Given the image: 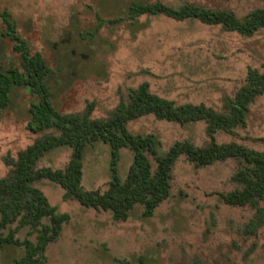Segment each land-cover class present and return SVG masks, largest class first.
Here are the masks:
<instances>
[{
	"label": "rangeland",
	"instance_id": "1",
	"mask_svg": "<svg viewBox=\"0 0 264 264\" xmlns=\"http://www.w3.org/2000/svg\"><path fill=\"white\" fill-rule=\"evenodd\" d=\"M133 1H160L180 8L186 4L233 11L243 19L264 6V0H0V28L7 11L33 52H40L51 68L47 84L55 107L63 114L88 119L108 118L132 89L149 84L152 93L177 105H205L227 109L248 82L249 70L264 72V27L251 36L208 24L198 18L176 20L165 14H128ZM14 43L0 38V65H19ZM25 87H15L11 105L0 110V178L14 168L18 153L56 129L34 133L28 128L30 103ZM136 134H152L167 152L178 141L203 147L210 141L206 121L181 124L142 116L128 125ZM219 144L236 142L264 152V94L250 107L245 125L219 129ZM73 149L62 146L44 154L37 169H65ZM110 147L90 144L83 162L82 186L108 190L111 181ZM153 170L157 161L150 155ZM133 162L129 148L121 150L119 172L125 179ZM236 159L197 166L181 155L173 170L172 190L151 217L136 204L126 220L113 212L81 204L66 196L48 178L34 182L58 213L69 214L59 238L46 249L42 264H264V219L257 208L227 204L223 195L241 188L234 175ZM264 209V203L260 202ZM49 223V218H44ZM18 222L3 230L7 234ZM20 240H37L30 226L16 231ZM23 246L0 249V264L24 254Z\"/></svg>",
	"mask_w": 264,
	"mask_h": 264
},
{
	"label": "trees",
	"instance_id": "2",
	"mask_svg": "<svg viewBox=\"0 0 264 264\" xmlns=\"http://www.w3.org/2000/svg\"><path fill=\"white\" fill-rule=\"evenodd\" d=\"M129 17L165 14L176 20L198 18L208 24H222L230 31L251 36L264 27V6L240 19L230 10L210 9L186 4L176 8L160 1L148 3L133 1L128 10ZM1 17L6 25L0 28V38L14 43L19 54V65H0V110L12 103L15 87H25L35 100L30 103L31 120L29 130L44 133L52 129L58 135H46L18 153L13 160L14 168L0 178V249L6 246H23L22 256L8 264H42L46 261L47 246L57 240L69 214L58 213L45 193L34 182L48 178L66 190L67 197L76 198L81 204L113 212L116 220H126L136 204L144 206V217H151L156 208L167 199L172 190L173 170L178 158L185 154L197 166L213 164L228 159L238 160L242 166L234 175L241 188L223 195L227 204L257 208L254 230L264 219V152L236 142L219 144L215 134L219 129L232 131L245 125L250 107L264 94V72L250 69L248 82L233 97L227 98V109L216 110L205 105H177L174 101L152 93L148 83L132 89L128 103H121L108 118L88 119L78 115L61 113L54 105L47 84L51 68L40 52H33L29 44L17 31V25L9 12ZM154 114L160 119L186 124L206 121L210 141L203 147L189 141H178L167 152L161 150L160 140L152 134H136L128 125L142 116ZM102 141L110 147L111 181L107 191H87L82 186L83 162L90 144ZM62 146L73 149L71 160L65 169L50 167L37 169L38 160L45 153ZM133 152V162L125 179L121 178L119 162L121 150ZM154 156L157 168L154 171L150 159ZM49 218V223H44ZM18 222L7 234L3 230ZM30 226L37 232V240H20L17 230Z\"/></svg>",
	"mask_w": 264,
	"mask_h": 264
}]
</instances>
